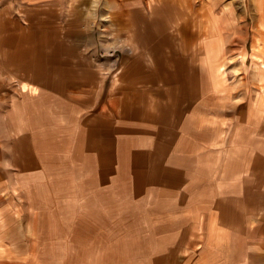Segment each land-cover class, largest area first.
Here are the masks:
<instances>
[{"label":"crops","instance_id":"1","mask_svg":"<svg viewBox=\"0 0 264 264\" xmlns=\"http://www.w3.org/2000/svg\"><path fill=\"white\" fill-rule=\"evenodd\" d=\"M43 1L0 0V264H264L262 108L248 102L227 126L218 117L211 139L177 110L162 119L135 101L98 108L65 41L10 18Z\"/></svg>","mask_w":264,"mask_h":264},{"label":"rangeland","instance_id":"2","mask_svg":"<svg viewBox=\"0 0 264 264\" xmlns=\"http://www.w3.org/2000/svg\"><path fill=\"white\" fill-rule=\"evenodd\" d=\"M263 2L45 0L10 18L25 24L34 38L65 41V55L76 56V73L81 67L95 81L98 108L135 101L162 119L177 110L178 117L187 114L186 124L207 125L211 139L218 117L226 126L242 120L253 100L262 108L257 125L264 122ZM177 24L185 26V38ZM257 134L264 136L260 129ZM73 166L65 159L67 176L76 172ZM4 183L0 180V247L9 243ZM64 186L71 196L74 184ZM7 257L0 255V263Z\"/></svg>","mask_w":264,"mask_h":264}]
</instances>
